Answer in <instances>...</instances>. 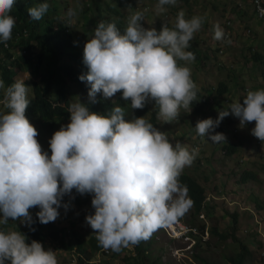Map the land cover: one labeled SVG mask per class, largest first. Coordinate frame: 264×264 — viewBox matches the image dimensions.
I'll use <instances>...</instances> for the list:
<instances>
[{"label": "clouds", "instance_id": "9594fccd", "mask_svg": "<svg viewBox=\"0 0 264 264\" xmlns=\"http://www.w3.org/2000/svg\"><path fill=\"white\" fill-rule=\"evenodd\" d=\"M176 2L158 0L156 11L163 12L165 5ZM16 3L0 0V43L5 46L16 23L10 14ZM49 7L48 0H43L27 11L32 19L39 20ZM67 8L62 13L66 12L67 22L71 23L76 11ZM258 11L264 15V8ZM142 21L144 12L139 10L129 14L123 31L114 22L99 21L94 35L84 44L87 72L79 79L90 86L91 103H96L97 93L109 99L119 92L131 109H143L154 102L157 118L172 123L181 108L191 111L192 103L200 99L198 90L202 95V85L193 81L187 65L201 58L188 49L204 17L186 18L179 10L174 25L164 24L159 31L144 27ZM213 28L214 39L230 38V29L224 32L218 23ZM192 48L196 50L195 43ZM25 80L16 79L5 87L0 79V264H58L57 253L51 247L45 248L35 239L29 243L25 233L3 226L10 219L31 225L35 222L30 211L33 208L39 209L35 213L39 223L55 221L61 215L59 210L63 207L67 212L75 199L73 190L81 196L91 195L94 211L86 215L85 222L106 251H99L91 264L109 259L107 249L120 252L148 239L161 226L167 229L166 225L173 236L185 227L182 237L194 246L198 240L193 235L200 233L198 226H186L178 219L192 205L188 187L179 177L203 151L205 138L221 142V151L235 156L242 141L224 143L226 136L220 132L223 128H217L231 114L233 121L239 118L241 126L254 121L250 132L257 138L256 143L264 145V89L248 88L243 103L234 100L215 119L197 120L195 129L200 136L191 140L192 148L158 129L145 115L125 119V108L119 105L107 113L94 112L79 100L69 106V122L49 139V153L26 116L31 86ZM229 102L227 98L224 104ZM229 144L238 147L234 155L227 152ZM65 196L70 197L68 202ZM206 230L203 238L209 236L208 227Z\"/></svg>", "mask_w": 264, "mask_h": 264}, {"label": "rangeland", "instance_id": "374dc122", "mask_svg": "<svg viewBox=\"0 0 264 264\" xmlns=\"http://www.w3.org/2000/svg\"><path fill=\"white\" fill-rule=\"evenodd\" d=\"M56 1L58 5L57 11L62 13L67 7V0ZM89 1L68 0V8L71 7L76 11V15L72 18L70 25L77 30L80 36H85L87 40L94 35L95 29V25L92 23L93 17H90H95V14L88 7ZM239 2L241 0H189L188 3L177 0L175 5H165V11L163 12L156 11L158 0H138L136 3V8L144 12V21H142L144 27H155L158 31L164 24L172 27L179 10L185 12L186 18L194 15L204 17L202 27L194 33L191 40L200 51L201 58L198 62L194 60L187 66L191 69L193 81L202 85V97L206 100L208 98L209 101H206L203 111L201 109L197 110V108L192 106H190V112L181 108L178 118L172 123H165L160 119L158 128L161 131L167 132L171 138L187 144L190 148H192L190 144L193 143L191 140L198 135L195 129L197 120L208 117L215 119L218 116L219 109L215 103L217 97L215 92L220 81L229 82L231 87V92L226 95L230 100L228 105L237 99H241V103H243V98L241 97L242 95H246L243 87L250 88V90L264 89V62H254L249 51L252 50L250 49L252 41L257 37L256 35L254 36V31L263 30L264 33V28L257 26V22L250 19V14L244 15L234 10V7ZM224 3L226 6L223 5ZM49 4L53 5L55 3L49 2ZM216 7L218 9L215 10L214 8ZM224 7L226 10L224 15H222ZM134 9L135 7L122 9V11L129 15L130 13H134ZM84 14L86 18L85 22L88 24L86 27L80 24L82 21L84 23ZM228 21L231 28L223 25ZM217 23L223 29H230L231 39H224L222 42L214 39L213 26ZM249 29H251V32H249ZM218 45H220V48L224 52L217 53L215 59L213 49ZM255 49L258 48L255 46ZM220 65L225 69L222 70ZM229 68L233 69L230 72V76H234L235 80L228 76ZM19 78H26L25 84L33 80L31 71L20 73L16 79ZM74 89L78 93L77 87H74ZM79 100L89 102V97L77 95L73 102ZM151 107L157 108L154 104ZM29 120L38 130L37 139L42 147L44 149L47 147L49 150L47 144L52 136L49 131V125L43 123L40 119L30 118ZM220 124L223 128L220 132L226 136V141H223L224 143H241L242 141L238 153L235 156H226L221 151L223 149L221 142L213 143L206 137L204 140L206 142L202 145L203 151L197 155L191 166L185 167L183 170V172L192 174L194 171L198 177L207 176V182L205 183L206 201L213 212V215H210L207 219L202 217L204 215L203 212L199 215L210 231L209 236H206L202 240V248H196L195 252L203 253L204 258H208L214 264H228L224 260V256L226 257V255L236 252L238 243L229 236L227 239L222 240L220 237L212 235L210 228L220 226L222 228L220 230H225L226 226L230 223L227 224L228 218L219 220L215 214L222 211L224 207H227L230 212L237 211L239 214L236 236L239 242L250 245L255 260L249 264H264L262 258L264 254V157H261V151L264 152V145L256 143L255 140L257 138L250 132V129L255 126L254 121L241 126L239 118L232 123H227L226 118H224ZM214 132L219 131L214 130ZM197 164H201L204 170L203 168L202 170L196 168ZM247 170L254 171L257 181L251 180L249 183L241 182V175ZM202 180H206V178ZM251 199L259 201L261 210L256 204L254 205ZM84 206L83 209H79L74 201V203H70L67 212H65L63 207L59 211L63 215H73L72 218H77L78 232L87 239L94 233V230L85 221L83 222L84 227L82 226L80 215L84 213L86 216L94 210L91 207V201H85ZM194 209L193 205H191L185 214L178 218L180 219L179 222L186 226L194 224V218L192 217V214L195 213ZM38 210V208L30 209L32 214ZM63 221L64 225L68 224L67 220ZM53 222L57 224V219ZM16 223L25 224L19 220ZM166 227L168 230L164 226H161L148 238L153 244L152 258L157 259L159 264H204L203 262L197 263L192 257V249L190 248L192 242L182 237L186 234L185 227L182 226L181 234L178 236H173L169 226L166 225ZM11 229L16 230L14 227ZM224 233L228 234L226 231ZM205 239L207 241H204ZM48 242L52 244L53 240L49 239ZM259 244L260 248H258ZM126 252L128 253L129 250ZM123 256L124 254L116 257L110 256L109 259L115 264H121ZM75 263L73 262V264Z\"/></svg>", "mask_w": 264, "mask_h": 264}, {"label": "trees", "instance_id": "16d2710c", "mask_svg": "<svg viewBox=\"0 0 264 264\" xmlns=\"http://www.w3.org/2000/svg\"><path fill=\"white\" fill-rule=\"evenodd\" d=\"M188 3L189 0H179ZM43 2V0H17V3L13 6L11 15L15 17V25L12 29L11 38L5 43H0V79L5 82V87L11 86L20 73L31 71L33 80L28 81L26 84L31 86L29 98L30 104L26 109V116L30 119H40L43 123L49 125V131L51 135L58 130L61 125H66L69 122V106L75 100L77 95L88 96L89 85L86 81H81L79 76L87 72L86 66L83 64V48L87 41L85 36H80L77 30H75L70 23L67 22L66 12L59 13L57 11L56 0H48L55 4L50 5L49 10L45 15L39 19H32L27 9L34 6L37 3ZM68 5V0L66 1ZM138 0H90L88 7L91 8L95 14L92 23L97 26L98 22L104 20L106 22H114L117 27L123 31L126 27L127 18L129 15L125 14L122 9L133 8L134 12L139 9L136 8ZM226 6V4H223ZM217 6V4H216ZM215 10L218 7L214 8ZM68 10V8H67ZM225 7L222 11V15L225 13ZM237 13H243L244 15L250 14V19L257 22V26L264 28V19L258 16L257 9L252 0H241L234 7ZM234 12V11H233ZM213 14V13H212ZM84 23H80L85 27L86 24L85 14ZM224 26L231 28V25L224 23ZM224 32L228 29H223ZM251 32V29H249ZM254 40L251 43L249 50L251 58L256 63L264 62V33L263 30L254 31ZM231 35L230 38L231 39ZM198 41V40H197ZM222 42V40H219ZM193 42L190 41V47L188 51H192L194 54L200 56V51L196 48V51L192 48ZM256 48L258 49H255ZM215 59L217 53H223L224 50L220 48V45L214 47ZM181 64H183L181 62ZM222 67V68H221ZM220 68H225L220 65ZM228 76L233 71L229 68ZM236 78H234L235 80ZM233 84V83H232ZM232 86V85H231ZM77 87L78 93L74 89ZM243 91L247 93L248 89L243 87ZM231 92L229 82L220 81L217 88V97L215 99L216 107L220 110H225L229 107L228 104H224L227 99L226 95ZM218 95L223 99L217 100ZM3 96V90H0V98ZM245 95H242V98ZM197 99L192 103V107L197 110L203 111V106L206 101H209L202 97L200 90L197 93ZM88 104L91 111L99 113H107L114 106L119 105L125 108V119H132L133 117L144 116L150 120L157 128H159L160 119L157 118L158 107H151L153 103L147 104L143 109H131L128 102L125 101L120 93H116L112 98L104 99L100 93H97L96 103L84 102ZM2 108V106H0ZM225 118L228 119V123L233 121V115H228ZM218 129L222 127L218 126ZM198 137L200 135H197ZM49 147V145L47 144ZM47 149V147H45ZM48 150V149H47ZM238 150L235 144L227 145V152L229 155H234ZM50 153V148H49ZM196 168L202 170L203 166L197 164ZM204 170V168H203ZM206 180H202L205 179ZM182 184L188 187V196L192 200V205L195 208V213L192 214L194 218L193 225H197L200 233L193 235L196 238L197 244L192 245V257L197 263L203 262L204 264H213L207 261L203 253L195 252L196 248H202L203 237L206 235L207 226L204 221L199 217L201 212L204 213L206 219L213 215L211 208L208 205L205 183L207 182V176L198 177L193 171L192 173L183 172L179 177ZM257 176L254 171H244L241 175L242 183H249L251 180H256ZM257 181V180H256ZM75 199L70 203L76 202L79 209H83L85 201H91V195L85 194L83 196L76 194ZM69 196L64 197V201L68 202ZM261 210V204L257 199H251ZM36 213V212H35ZM33 213V220L35 221L31 225L19 224L17 221L9 220L7 225L3 227L6 229L15 228L26 234L28 237L27 242H31L32 239L43 243L45 248L51 247L57 253L58 264H91L95 260L99 251H106L103 247L98 245L95 233L91 234L87 239L84 235L80 234L77 229V218H72L73 215H61L57 218V224L55 222H49L47 224L39 223L38 219ZM216 218L224 220L228 218L225 230L220 226L210 227L211 234L220 237L225 240L229 237L233 238L237 243V251L224 256V260L228 264H249L253 262L254 254L251 251L250 245H246L239 242L236 233L238 230V212H230L228 208L224 207L222 211L217 212ZM81 224L84 225L85 215H81ZM199 218V219H198ZM67 220L68 224L64 225V221ZM84 227V226H83ZM34 228L35 231L31 229ZM12 230V229H11ZM210 231V229L208 228ZM226 231L228 234L224 233ZM52 239V244L48 242ZM204 241H207L206 239ZM254 243V241H252ZM261 243V242H259ZM131 247V248H130ZM153 244L149 239L141 240L135 245H131L126 248H122L120 252H114L111 249L108 250V255L116 257L124 254L121 264H159L157 259L151 257ZM260 248V244L258 245ZM129 250L127 253L126 251ZM264 260V254L262 256ZM96 264H115L111 259L102 258Z\"/></svg>", "mask_w": 264, "mask_h": 264}, {"label": "built area", "instance_id": "2783aa9c", "mask_svg": "<svg viewBox=\"0 0 264 264\" xmlns=\"http://www.w3.org/2000/svg\"><path fill=\"white\" fill-rule=\"evenodd\" d=\"M258 12V16L264 19V15H261L258 9L264 8V0H252Z\"/></svg>", "mask_w": 264, "mask_h": 264}]
</instances>
